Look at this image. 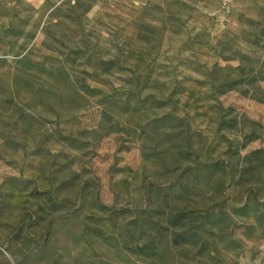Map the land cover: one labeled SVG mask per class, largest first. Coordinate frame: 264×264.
<instances>
[{
	"label": "rangeland",
	"instance_id": "rangeland-1",
	"mask_svg": "<svg viewBox=\"0 0 264 264\" xmlns=\"http://www.w3.org/2000/svg\"><path fill=\"white\" fill-rule=\"evenodd\" d=\"M223 4L0 0V264H264V0Z\"/></svg>",
	"mask_w": 264,
	"mask_h": 264
},
{
	"label": "trees",
	"instance_id": "trees-1",
	"mask_svg": "<svg viewBox=\"0 0 264 264\" xmlns=\"http://www.w3.org/2000/svg\"><path fill=\"white\" fill-rule=\"evenodd\" d=\"M229 88H233V85H230ZM250 156H253L257 160H261L260 164L264 165V159H262V158H264V150H262V149L253 150L246 157L248 158ZM181 216H184V215H181Z\"/></svg>",
	"mask_w": 264,
	"mask_h": 264
},
{
	"label": "built area",
	"instance_id": "built-area-1",
	"mask_svg": "<svg viewBox=\"0 0 264 264\" xmlns=\"http://www.w3.org/2000/svg\"><path fill=\"white\" fill-rule=\"evenodd\" d=\"M223 1V5H225V4H227V3H229L231 0H222Z\"/></svg>",
	"mask_w": 264,
	"mask_h": 264
}]
</instances>
